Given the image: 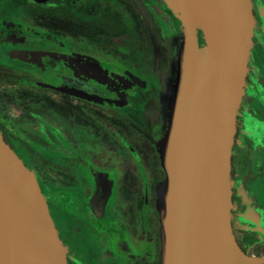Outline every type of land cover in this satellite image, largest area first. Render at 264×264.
Masks as SVG:
<instances>
[{
  "label": "flooded vegetation",
  "instance_id": "af4514ba",
  "mask_svg": "<svg viewBox=\"0 0 264 264\" xmlns=\"http://www.w3.org/2000/svg\"><path fill=\"white\" fill-rule=\"evenodd\" d=\"M251 1L230 222L242 251L260 258L264 0ZM182 25L168 0H0V133L36 171L71 264L160 263L158 149Z\"/></svg>",
  "mask_w": 264,
  "mask_h": 264
},
{
  "label": "water",
  "instance_id": "95a60500",
  "mask_svg": "<svg viewBox=\"0 0 264 264\" xmlns=\"http://www.w3.org/2000/svg\"><path fill=\"white\" fill-rule=\"evenodd\" d=\"M186 38L180 80L159 143V264H259L231 227L236 117L253 48L251 0H168ZM204 31L205 44L197 29ZM36 171L0 133V264H71Z\"/></svg>",
  "mask_w": 264,
  "mask_h": 264
},
{
  "label": "rangeland",
  "instance_id": "374dc122",
  "mask_svg": "<svg viewBox=\"0 0 264 264\" xmlns=\"http://www.w3.org/2000/svg\"><path fill=\"white\" fill-rule=\"evenodd\" d=\"M176 14V13H175ZM177 16V15H176ZM183 26V25H182ZM184 27V26H183ZM183 31V46H181V54H180V64H181V61H182V52L184 51L185 49V45L187 44L186 43V38H185V31H184V28L182 29ZM197 35H198V41L200 44L204 43L205 44V39H204V31H203V28L201 26L198 27L197 29ZM180 66V65H179ZM180 68V67H179ZM179 80H180V69H179V74H178V78L176 80V85H175V94L176 95V91H177V87H178V83H179ZM172 97L173 96H170V95H167L166 98H165V112H167L169 115H171V111H172V104H173V101H174V97H173V100H172ZM8 107H10V109H7L11 116L14 115L16 112H15V109L9 105ZM7 111V112H8ZM167 115V116H169ZM53 175H56V173L52 172Z\"/></svg>",
  "mask_w": 264,
  "mask_h": 264
},
{
  "label": "snow or ice",
  "instance_id": "6c2138e0",
  "mask_svg": "<svg viewBox=\"0 0 264 264\" xmlns=\"http://www.w3.org/2000/svg\"><path fill=\"white\" fill-rule=\"evenodd\" d=\"M262 91H264V90H262Z\"/></svg>",
  "mask_w": 264,
  "mask_h": 264
}]
</instances>
